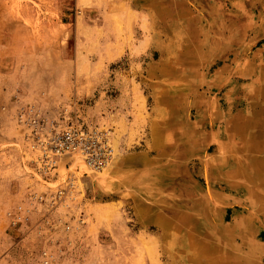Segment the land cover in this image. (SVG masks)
<instances>
[{
  "label": "rangeland",
  "instance_id": "obj_1",
  "mask_svg": "<svg viewBox=\"0 0 264 264\" xmlns=\"http://www.w3.org/2000/svg\"><path fill=\"white\" fill-rule=\"evenodd\" d=\"M262 89L264 0H0V264H190L216 252L200 206L264 264ZM28 111L110 160L45 169Z\"/></svg>",
  "mask_w": 264,
  "mask_h": 264
},
{
  "label": "built area",
  "instance_id": "obj_2",
  "mask_svg": "<svg viewBox=\"0 0 264 264\" xmlns=\"http://www.w3.org/2000/svg\"><path fill=\"white\" fill-rule=\"evenodd\" d=\"M18 124L30 131L27 140L41 152V164L45 169L53 168L67 155L79 154L93 169H101L110 160L107 138L78 118H60L55 123H48L37 111H28L19 114Z\"/></svg>",
  "mask_w": 264,
  "mask_h": 264
},
{
  "label": "bare ground",
  "instance_id": "obj_3",
  "mask_svg": "<svg viewBox=\"0 0 264 264\" xmlns=\"http://www.w3.org/2000/svg\"><path fill=\"white\" fill-rule=\"evenodd\" d=\"M258 79V78H257ZM258 81V80H257ZM263 90V93H262V95H260L261 97H263L264 96V89H262ZM257 93V92H256ZM260 93V92H259ZM254 110H255V108H253ZM208 112H209V110H208ZM209 114V113H208ZM254 114H255V112H254ZM209 116V115H208ZM256 118H257V116H252L251 115V117H250V120H249V123L248 124H251L250 125V130H251V133H252V131L256 128ZM247 120V119H246ZM252 127V128H251ZM250 130H249V132H250ZM250 143V142H249ZM245 148V147H244ZM78 155V157H82V156H80L79 154H77ZM68 156V155H67ZM205 156V155H204ZM83 158V157H82ZM84 159V158H83ZM85 161V160H84ZM263 161V160H262ZM86 164L91 168V166L86 162ZM108 170V169H107ZM205 176H207L206 175V173H205ZM247 179V178H246ZM248 179H250L249 177H248ZM256 179H257V181L260 183V184H263V183H261L262 181L261 180H263L264 179V174H261V173H259V176L258 177H256ZM206 184H207V179H206ZM264 185V184H263ZM257 186H259V184L257 185ZM204 197L206 198V200L210 203V202H214V200H213V198L211 197V195H210V193H209V188H206V190H205V195H204ZM204 197H203V199H204ZM203 202V201H202ZM217 204V203H216ZM214 206V205H213ZM209 208L208 207H197L196 209H195V212H196V215L194 216V218H193V220L196 222V225H198V227H200L201 229H202V231L204 232V234L206 235L207 234V236H210L211 238H208V240L210 241V244H211V246L212 247H214V249L216 250V252L214 253V255L213 256H209V255H206V253H205V250L201 247V248H197V250L195 251V253H196V255H198L200 258H201V260H203V261H201V260H199V259H193L192 261H191V263L190 264H261L258 260H255V261H253V260H250V259H247V258H242V257H238V256H234V254L233 255H231V256H233V258H234V263L233 262H231V263H229V261L228 260H226L227 258H231V256H230V254L227 252V251H225V248H226V246L227 245H230V238H228V236L230 235V231H228V230H225V229H220V228H217L216 227V225H215V221L214 220H212L211 219V221H209L207 218H205V217H203L204 218V222H202V215H201V213L202 212H205V210L207 211V213L209 212V210H208ZM211 211V210H210ZM138 212V211H137ZM213 212V211H212ZM137 214V213H136ZM201 215V216H200ZM214 217V216H213ZM212 221H214L213 223H212ZM217 223V222H216ZM226 227V226H225ZM239 227V226H238ZM163 228V227H162ZM161 228V229H162ZM228 229V228H227ZM230 230V229H229ZM249 230V229H248ZM242 232H243V230H242ZM246 233H247V231H246ZM201 234H203V233H201ZM161 235V234H160ZM200 236V235H199ZM202 236V235H201ZM231 236V235H230ZM229 236V237H230ZM237 236V235H236ZM248 236V235H247ZM246 236V237H247ZM191 239V238H190ZM248 239H251V238H248ZM248 242V241H247ZM246 243V242H245ZM250 243H251V241H250ZM249 242H248V244H250ZM258 244V243H257ZM252 245V244H251ZM260 244H258V246H259ZM254 246V245H253ZM229 247V246H228ZM261 247V246H260ZM251 248V247H250ZM195 249H196V246H195ZM224 250L223 252H221L222 250ZM250 253V252H249ZM193 256L195 255L194 254V252H193V254H192ZM248 255V254H247ZM249 257V256H248ZM259 258H261V257H259ZM263 264V263H262Z\"/></svg>",
  "mask_w": 264,
  "mask_h": 264
}]
</instances>
